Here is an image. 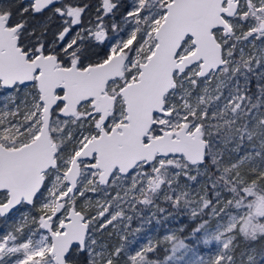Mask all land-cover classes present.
<instances>
[{"label": "snow or ice", "instance_id": "snow-or-ice-1", "mask_svg": "<svg viewBox=\"0 0 264 264\" xmlns=\"http://www.w3.org/2000/svg\"><path fill=\"white\" fill-rule=\"evenodd\" d=\"M0 225V264H264V0H0Z\"/></svg>", "mask_w": 264, "mask_h": 264}, {"label": "rangeland", "instance_id": "rangeland-1", "mask_svg": "<svg viewBox=\"0 0 264 264\" xmlns=\"http://www.w3.org/2000/svg\"><path fill=\"white\" fill-rule=\"evenodd\" d=\"M171 226H172V227H175L176 225L173 224V225H171ZM0 227H2V225H0ZM157 229H159V227H157V226L154 224L150 229H148V230H146V231H144V232H142V233L140 234V236L138 237V241H139V242H143V240H144L145 238H147V236H149V235H155V231H156Z\"/></svg>", "mask_w": 264, "mask_h": 264}, {"label": "trees", "instance_id": "trees-1", "mask_svg": "<svg viewBox=\"0 0 264 264\" xmlns=\"http://www.w3.org/2000/svg\"><path fill=\"white\" fill-rule=\"evenodd\" d=\"M164 229L162 227H159V229H157L155 231V235H161L163 233Z\"/></svg>", "mask_w": 264, "mask_h": 264}]
</instances>
